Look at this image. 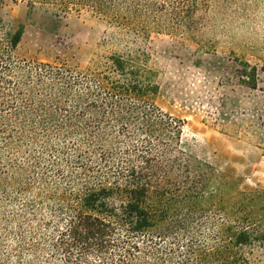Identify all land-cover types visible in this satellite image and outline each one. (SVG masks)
<instances>
[{
	"label": "trees",
	"instance_id": "obj_1",
	"mask_svg": "<svg viewBox=\"0 0 264 264\" xmlns=\"http://www.w3.org/2000/svg\"><path fill=\"white\" fill-rule=\"evenodd\" d=\"M26 1L210 47L233 39L259 8V0ZM21 36L0 22V244L12 237L17 264H264L247 255L264 248V187L241 192L182 151L180 121L153 102L154 73L139 53L78 71L17 59ZM256 71L244 73L249 86Z\"/></svg>",
	"mask_w": 264,
	"mask_h": 264
},
{
	"label": "rangeland",
	"instance_id": "obj_2",
	"mask_svg": "<svg viewBox=\"0 0 264 264\" xmlns=\"http://www.w3.org/2000/svg\"><path fill=\"white\" fill-rule=\"evenodd\" d=\"M253 17L233 39L220 37L210 47L165 33L136 35L85 10L61 13L29 7L26 0L0 1L2 29H22L17 59L85 71L110 54L139 53L154 73L153 102L180 121L182 151L211 164L241 192L264 187V0ZM251 67L255 87L244 74ZM11 240L0 244V264H17ZM247 255L264 261V248Z\"/></svg>",
	"mask_w": 264,
	"mask_h": 264
}]
</instances>
